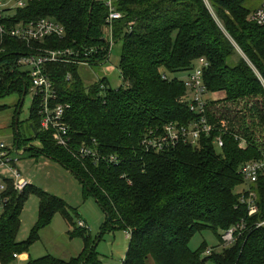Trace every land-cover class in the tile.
<instances>
[{
    "label": "trees",
    "instance_id": "16d2710c",
    "mask_svg": "<svg viewBox=\"0 0 264 264\" xmlns=\"http://www.w3.org/2000/svg\"><path fill=\"white\" fill-rule=\"evenodd\" d=\"M248 2L112 0L122 16L114 21L113 34L115 44L122 45L124 86L113 89L102 78L88 87L80 64L46 65L58 103L68 106L69 148L57 146L41 130L37 102L27 120L31 137L21 135V113L18 125L14 119V147L57 161L78 178L84 194L107 217L102 234L110 228L131 234L122 264H264V225L257 227L264 223V176L251 187L257 195L256 215L249 216L237 194L244 184L240 166L264 155V26L250 22ZM109 14L106 2L97 0H29L25 8L0 20V29L6 31L44 19L65 29L62 39L46 38L31 46L2 38L0 32V98L17 95L21 103L25 92L27 97L30 77L16 62L38 48L72 51L88 66L105 64L104 52L88 58L83 53L106 45ZM202 59L209 64L204 72L208 92L221 95L207 103L206 117L216 132L225 131L224 148L216 149L214 134L203 136L196 147L180 144L162 153L146 152L141 144L148 131L196 120L182 103L184 81L171 75L186 74ZM236 137L246 141V148ZM34 141L40 148L31 145ZM82 146L96 149L101 157L114 155L119 164L78 160L75 155ZM31 192L39 198V221L29 239L18 243L21 214ZM5 196L9 200L0 216V264H13L15 254H28L58 213L75 227L74 209L32 184L20 194L9 183ZM241 223L246 231L232 246L222 247L223 234ZM205 231L223 233L218 235L220 252L206 243L198 251L190 248L195 235ZM73 236L84 239L77 258L47 255L26 264H101L90 232L78 228Z\"/></svg>",
    "mask_w": 264,
    "mask_h": 264
},
{
    "label": "built area",
    "instance_id": "2783aa9c",
    "mask_svg": "<svg viewBox=\"0 0 264 264\" xmlns=\"http://www.w3.org/2000/svg\"><path fill=\"white\" fill-rule=\"evenodd\" d=\"M28 2L29 0H0V20L12 15L17 9L25 8ZM106 4L110 10L107 20L106 45L102 48L88 50L83 53L84 58H88L89 55H96L101 51L106 54V62L110 60L115 46L113 23L121 19L122 16L115 11L112 0H106ZM249 20L259 26H264V1L256 10L252 11ZM0 32L2 38L7 35L26 42L29 46L46 38L57 37L62 39L65 36V29L50 19L30 24H18L10 31H6L2 27ZM79 59L80 55L72 51H47L38 48L32 55L21 56L16 62L20 70L27 72L30 77L31 87L28 94L32 95L33 103L34 101L37 102L41 116V130L49 133L56 145L62 148H69L71 141L69 129L65 122V113L68 106L58 103V94L46 72V65L56 62L87 65L86 62H80ZM208 66V62L204 59L198 61L195 67L185 74L183 80L187 93L182 98V103L187 104L190 111L197 115L196 120L189 125L173 122L164 126L163 130L148 131L141 144L146 152L162 153L180 144L196 147L203 136L211 137L214 134L213 144L216 149L221 151L224 148L225 131L216 132L206 117V105L210 100H213L209 96L214 95L208 92L204 83V72ZM67 80H71L70 75H68ZM236 140L240 142L242 148H246L247 143L245 140L243 141L239 137H236ZM94 143L96 142L94 141ZM14 152L24 154L25 150H19L18 147L11 149L5 143L0 142V216L3 215L5 205L9 200L5 196L9 183L20 194L31 185L30 179L25 177L19 170V160L15 157ZM75 156L78 160L91 159L96 164L102 162L107 163L109 166L119 164V159L116 156L101 157L98 151L92 147L82 146ZM238 174L244 179V184L240 186V190H237L240 202L247 204L249 216H254L258 212L257 195L251 187L258 182L260 177L264 176V155L260 159L248 161L241 165ZM78 225L79 228L88 230L85 222L79 221ZM263 225L264 223L259 224L257 227ZM245 231V223L238 224L226 231L222 236V247L232 246ZM127 236L129 239L131 238V234L127 233ZM24 254H15V262L25 261L23 259ZM210 254L211 250L207 252V255Z\"/></svg>",
    "mask_w": 264,
    "mask_h": 264
},
{
    "label": "rangeland",
    "instance_id": "374dc122",
    "mask_svg": "<svg viewBox=\"0 0 264 264\" xmlns=\"http://www.w3.org/2000/svg\"><path fill=\"white\" fill-rule=\"evenodd\" d=\"M106 2V0H98ZM264 0H249L248 7L254 11ZM122 45L115 44L110 60L100 66L81 65L79 74L85 84L90 87L100 79H108L113 89L124 86L120 73V57ZM27 70V69H26ZM172 78L184 80L185 74L179 73L171 75ZM221 95H211L210 99L216 100ZM17 95H10L0 98V142L5 143L8 148H14L15 130L12 125L16 119L21 103ZM33 106L32 95L25 98L20 115V132L23 139L31 137L27 120ZM10 117V119H9ZM9 119V120H8ZM32 146L40 148V143L32 142ZM19 160L18 166L21 173L28 177L35 187L48 192L64 200L71 209L75 229L79 228L78 222L83 221L88 227V231L97 241L96 251L101 264H122L129 248L130 239L127 232L119 229H107L102 234V228L106 223V215L97 201L84 194L83 186L70 171L57 161L50 160L42 155L36 156L32 153L14 152ZM240 190V187L238 188ZM76 211V212H75ZM39 221V198L30 193L21 214V226L17 236V242L27 241ZM58 213L54 216L50 225L42 229L39 233L40 240L30 247L29 254L33 260L40 259L47 255L68 261L77 258L84 249V239L73 236L74 229ZM223 234L218 232V235ZM218 235L212 231H205L195 235L190 243L193 251H198L203 243L208 248L220 252V242ZM13 264H26L24 262H14ZM211 264V263H210Z\"/></svg>",
    "mask_w": 264,
    "mask_h": 264
},
{
    "label": "water",
    "instance_id": "95a60500",
    "mask_svg": "<svg viewBox=\"0 0 264 264\" xmlns=\"http://www.w3.org/2000/svg\"><path fill=\"white\" fill-rule=\"evenodd\" d=\"M25 97H26V92L23 95V98H22V101H21V105H20V109L22 108V106L24 104ZM20 109H19L18 114H17V117H16V125H18V122H19V114L21 113V110ZM16 129L18 130V127H16ZM96 245H97V243H96Z\"/></svg>",
    "mask_w": 264,
    "mask_h": 264
},
{
    "label": "crops",
    "instance_id": "0c3cea01",
    "mask_svg": "<svg viewBox=\"0 0 264 264\" xmlns=\"http://www.w3.org/2000/svg\"><path fill=\"white\" fill-rule=\"evenodd\" d=\"M98 1V0H97ZM9 119H10V117H9ZM8 119V120H9ZM26 177V176H25ZM31 258V255L28 253H25L24 255H23V259L25 260V261H17V263L18 262H24V263H26L29 259Z\"/></svg>",
    "mask_w": 264,
    "mask_h": 264
}]
</instances>
